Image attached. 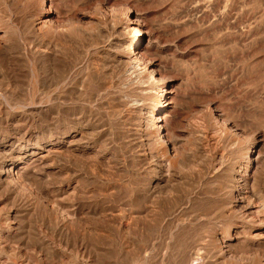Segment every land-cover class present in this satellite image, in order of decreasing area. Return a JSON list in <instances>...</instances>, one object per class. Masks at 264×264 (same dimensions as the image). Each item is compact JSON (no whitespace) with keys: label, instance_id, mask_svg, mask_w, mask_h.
Listing matches in <instances>:
<instances>
[{"label":"rangeland","instance_id":"374dc122","mask_svg":"<svg viewBox=\"0 0 264 264\" xmlns=\"http://www.w3.org/2000/svg\"><path fill=\"white\" fill-rule=\"evenodd\" d=\"M136 25L138 39L132 30ZM38 27L45 38H75L82 51L92 55L124 29L129 32L127 49L110 51L136 57L139 68L154 69L157 81L155 88L142 90L117 72L112 86L101 80L83 86L85 95L78 104L95 107L114 136L107 153L117 158L106 156L99 169L78 164L67 173L61 163H53L44 172L52 183L48 190L53 191L50 200L56 207L69 209L79 202L105 210V217L93 214L87 219L108 236L105 253L52 240L32 218V229L46 234L51 252L40 253L31 241L1 240L6 251L0 253V264H183L188 252H193L191 264H264V0H0V41L8 48L7 55L17 56L25 48L30 61L29 39ZM100 28L106 31L103 42L97 41ZM135 40L136 48L130 52ZM79 62L75 61L74 74L82 68ZM4 71L0 89L6 88L9 97L0 95L3 118L23 115L32 103L45 101L24 76L15 79L16 85L12 78L4 87V76L11 77ZM162 93L166 133L180 152L172 170L179 175L172 176V186L153 195L147 190L149 181L160 179L137 158V147L130 146V141L139 145L141 131L123 112L136 98L146 104ZM72 102L64 103L72 107ZM95 102L103 105L98 108ZM21 122L9 121L40 136L32 118ZM6 131L0 126V140L11 136ZM244 168L247 181L239 176ZM68 181L77 182L81 193L67 191ZM0 208L6 211L9 206ZM86 235L94 238L92 231ZM12 250L20 257L10 255Z\"/></svg>","mask_w":264,"mask_h":264},{"label":"bare ground","instance_id":"6f19581e","mask_svg":"<svg viewBox=\"0 0 264 264\" xmlns=\"http://www.w3.org/2000/svg\"><path fill=\"white\" fill-rule=\"evenodd\" d=\"M39 29L40 28L38 27L37 32L31 35L29 39L28 52L31 54L30 61H28V58H26L27 53H25V48V50L23 49L21 52L18 51L17 56L12 53V55L9 56L7 55L9 54V52H7L8 50H6L7 47H5V44L0 41V72L2 70H6L4 72L8 71L11 76L7 78L4 76L2 79L4 85L5 83L7 85L10 83L12 84V78L14 80L13 85H16L17 83L15 82V79L19 78L20 76H24V78L27 80L29 78V81L33 84L37 93L44 94L46 97L43 103L38 104L34 102L30 106L28 105V110H25L27 113H24L23 115L18 114V116H8L9 118L4 117V119L0 113V126H5V129L7 130L6 134L11 135L7 136L4 140H0V206L1 204L9 206L8 210L6 211H3L0 208V241L15 239L22 242V244H28L31 241L33 244L30 246L37 248V251L40 253L45 252L47 254V252H51V243L45 237L47 234L52 240L57 239V241L59 240L66 244L72 242L85 248V250L90 248L89 250H91L93 254L95 252L98 254L105 251L103 246L109 242L107 240L108 238H106L108 236L105 235V237L103 235L105 233L104 231H102L104 233L101 234V230L90 226V224L87 222V219L93 214H100V216H104L105 210L103 209V211L97 207V209L93 207L86 208L79 204V202L76 203L77 206L70 207L69 209L56 207L50 200V193L53 191L48 190V186H52V183L49 184L46 180L47 178L43 177L45 176L44 172H48L53 163H61L65 167L64 169H66L64 172L67 173H70L72 167L78 164L85 166V168L88 166H94L93 168L98 167L99 169L105 164L104 161H106V159H110V157H113L114 159L117 158L115 154L107 153L106 145L111 144L114 136L109 130L104 128V122L95 112V107L93 108L82 102L78 104L80 95H85L83 86L93 80L96 82L101 80L100 84L104 83L106 85L112 86L114 83L113 77L117 72H122L125 74L128 84L144 87L142 90L155 88L154 81L157 80L153 74L154 69H152V72L149 71L147 67H138L139 64L136 62V57L128 58L123 54H117L110 51L111 48H116L119 51L127 49L125 46L129 32L124 29L120 30L119 38L104 43V47L98 51L97 55H92L82 51L79 42L75 40V38L65 35L60 39L56 38L55 36L45 38L40 33L41 30ZM106 29H108V27ZM119 29L121 28L119 27ZM132 30L136 31V37L138 39L139 29L137 25L134 28L132 27ZM110 31L111 30L108 32ZM105 33L106 31L100 28L97 41H99L100 38V42H103L106 36ZM136 40L134 41L133 46L128 47L130 52L134 51L136 48L134 46ZM82 42L83 41H81V43ZM11 48L12 47H10V49ZM77 60L80 61L79 63L82 68L80 72L74 74V64ZM4 79H6V82ZM4 87H6V85ZM0 92L1 96H8L6 88L2 90L0 89ZM11 92L9 94L10 96ZM89 96L90 98L95 97V95L92 93H89ZM69 99L73 100L72 107L65 106L64 102ZM75 100H78L77 103ZM151 100L156 103L155 106L151 105ZM151 100V103L148 102L146 104H142V100L140 98H136L133 101V104L128 106L126 110L124 108L125 111L123 113H125L124 115L130 120L134 119L136 121V125L141 131L139 145L130 141V146L137 147V158L140 161L145 162L146 166L144 167H147L146 170L156 177L155 179H160L159 181L153 182V184H151L149 181L147 190H150L149 192H152L154 195L159 193L161 190L163 191V188L165 189V187L167 188V186L170 185V182H172V176L179 175L172 170V166L179 160L180 152L176 151L174 148L175 139L172 138L174 140L173 141L166 133L167 126L164 121L163 112L167 105L163 104L161 101L166 100V96H163L162 93L160 94V99L151 98ZM95 104L98 108L103 105L102 102H95ZM28 118H32L35 122V125L36 123L39 124V129L41 131L39 137H33L29 132L26 131V129L24 130L21 127H17L16 125H11L9 123L10 121L13 122V124H18L17 122H24ZM144 144L146 145V148H144ZM151 146H153L152 149H150ZM106 156L109 157L106 158ZM203 160L206 161L205 158ZM217 161L220 163L219 161L222 160L218 159ZM215 165L216 167L218 166L216 163ZM57 170L63 173L60 171L61 169ZM55 171H53V173ZM246 173L247 170L244 168L241 172V175H239L243 181H247L248 175ZM42 177L44 178L43 180H41ZM71 177L73 176L71 175ZM69 182L70 181H68V183L65 182L67 183L65 189L67 191L71 190L73 194H80L81 190L79 188L80 186L78 187L77 185L78 183L75 182V184L71 185ZM58 188L57 190H60ZM239 201L241 200L239 199ZM32 218H34L36 222L38 221V224L43 227V232H46L45 235L43 234L42 230H38L39 232H37L35 229H32L30 224ZM98 218L100 217L98 216ZM128 219H130V217ZM35 225L37 227V224ZM91 231L94 234V238L86 235L88 232L91 233ZM118 244L120 247L123 245L119 240ZM4 251L6 250H4L3 246L0 244V253L3 254L5 253ZM52 253L58 255L56 251H52ZM10 255H14L15 257L18 254L12 250ZM18 257L20 256L18 255ZM192 257L193 252H188L186 255V260L183 264H191L190 261ZM225 257L228 256L226 255ZM198 259L200 260V258Z\"/></svg>","mask_w":264,"mask_h":264}]
</instances>
